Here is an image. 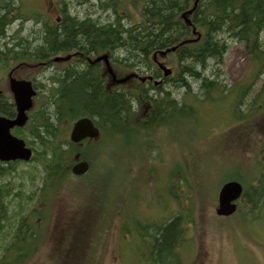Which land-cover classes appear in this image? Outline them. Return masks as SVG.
Here are the masks:
<instances>
[{
    "label": "trees",
    "instance_id": "obj_1",
    "mask_svg": "<svg viewBox=\"0 0 264 264\" xmlns=\"http://www.w3.org/2000/svg\"><path fill=\"white\" fill-rule=\"evenodd\" d=\"M70 1L72 9L65 0H59L64 18L60 24L40 31L29 30V35L21 38L24 23L38 18L37 13L27 12L22 0H0V67L48 60L58 52L71 49L86 57L109 51L113 55V64L139 78L145 77L146 84L142 85L137 79L129 90L108 92L100 73L91 66L83 71L74 66L67 67L51 79L56 84H53L52 95L45 97L48 108L39 109L40 116L28 132L40 148L35 160L46 174L37 195H30L32 201L41 200V194L48 196L68 176L67 168L73 162L74 154L80 153L91 169L95 155L100 154L99 144L106 136H116L125 145L128 139H135L136 147L141 146L140 149L145 146L143 140L147 139L143 148L146 153L151 146L158 153L160 131L164 132L171 124L197 122V105L225 100L231 91L236 93L233 98L237 96L232 101L234 107L230 108L236 123L241 125L247 119L250 121L249 118L252 121L264 116V101H261L264 94V0H133L141 5L139 20L135 23H128L124 0ZM69 11L73 13L72 17L67 13ZM99 11L110 13L112 18L109 14L107 18H98ZM16 22L20 25L13 35L9 31H13V24L17 26ZM39 28L42 27L38 25L35 30ZM230 40L243 45L252 64L254 77L247 86L228 89L219 81L220 66ZM159 66L170 70L169 76L164 77ZM261 77L260 91L242 110L244 95ZM175 89L182 91L179 99L172 96ZM141 109L142 115L137 112ZM0 112L10 115L12 108L0 106ZM81 117L93 119L101 131V141L90 142L84 149L61 137V126ZM155 140L157 145L152 144ZM211 146L216 148L214 144ZM262 146L255 153L251 169L236 164L238 170L245 173V178L233 175L230 169L224 173L223 182L238 181L243 187L242 205H238L237 213L232 217L234 222L239 221L238 226L245 233L262 217L259 213L264 206L263 143ZM174 177L175 172L169 177L165 195H158L163 204L174 202L178 205L180 202V197L173 193L174 188L177 191ZM97 181L99 178L91 179L88 184ZM185 186L187 210L180 209L175 215H170V211L154 223L135 221L132 231L127 228L128 234H136L139 243L149 249L150 264L181 262L176 251L184 244L187 225L194 217L192 195H186L192 193L193 188L188 180ZM12 187L14 185L9 183L0 190V264H26L35 251L39 236L31 217L24 214L32 202L23 200V195H12ZM260 244L264 247V242Z\"/></svg>",
    "mask_w": 264,
    "mask_h": 264
},
{
    "label": "rangeland",
    "instance_id": "obj_2",
    "mask_svg": "<svg viewBox=\"0 0 264 264\" xmlns=\"http://www.w3.org/2000/svg\"><path fill=\"white\" fill-rule=\"evenodd\" d=\"M22 1L29 13L45 9L42 0ZM134 3L133 0L123 2L124 11L129 17L128 23L139 20L141 5ZM69 7L72 9V5ZM120 8L122 9V1ZM67 13L72 17L71 11ZM108 14L112 18L110 13L100 11L96 16L107 18ZM84 15L87 14L82 16ZM31 24L32 20L24 23L21 38L29 35L28 28ZM16 25L13 24L14 32L9 31L13 35L19 29L20 23L16 22ZM34 27L38 29V26ZM34 62L11 63L5 68L0 67V89L4 96L11 97L8 90L9 71L12 70V77L16 80L36 78L37 73L32 69ZM111 69L118 79L123 80L130 74L122 70L120 65L113 64ZM46 76L48 75L43 74L40 79L41 89H37L34 107L29 112L32 117L27 125L28 132L40 116L39 109L48 108L43 102L45 95L49 91L54 92L55 82L45 79ZM218 77L228 89L238 85L247 86L253 81L252 64L245 55L242 44L233 41L228 43ZM261 81L262 77L244 95L245 103L240 106L242 110L260 91ZM145 84L146 81L142 83ZM134 86L135 80H131L117 89L129 90ZM235 94L231 91L225 100L197 105V122L171 124L164 132L160 131L162 136L158 134V153L152 146L147 148L146 153L143 148L147 145V139L143 140L145 146L140 149L141 146L136 147L135 139H128L125 145L116 136H106L103 141L100 138V154L95 155L91 169L85 174L91 176H74L71 173V169L84 160L80 153L74 154L73 162L67 168L68 176L48 196L41 194V200L37 204L32 202L30 195H37L45 179L42 165L35 160L13 168L15 171L8 177L9 183L14 185L12 193L17 197L23 195V200L33 203L35 210L31 212V219L40 237L26 264H150L149 249L139 243L136 234H128L127 228L132 231L135 221L154 223L170 211V215H175L180 209L187 210L188 200L184 198L187 180L193 188L192 193L187 191L186 195H192L194 217L187 225L184 244L176 251L181 259L179 264H250L254 259L256 262L251 264H264V247L260 244L264 242V206L259 213L262 214L261 219L247 233L242 228L243 232L240 230L239 221L234 222L233 217L220 219L215 216L216 194L224 180V173L230 169L233 175L240 176V179L245 178V173L240 172L236 164L251 169L255 153L263 147L262 143L264 145L263 115L252 121L249 118L251 122L247 119L241 125L233 120L230 108L234 107L232 101L237 99V96L233 98ZM172 96L179 99L182 91L175 89ZM261 101H264V94ZM73 122H66L61 126V137L66 141L69 140ZM24 131L23 134L28 139H22L37 155L41 152L38 144ZM152 142L157 145L156 140ZM208 145L210 146L206 149ZM86 146L87 144L76 145L79 149ZM174 172L177 191L174 188L173 193L180 197V202L178 205L174 202L163 204L158 195H165L169 177ZM95 178H99V181L89 185L88 181ZM211 196H214L213 199H210ZM171 264H176V260Z\"/></svg>",
    "mask_w": 264,
    "mask_h": 264
},
{
    "label": "flooded vegetation",
    "instance_id": "obj_3",
    "mask_svg": "<svg viewBox=\"0 0 264 264\" xmlns=\"http://www.w3.org/2000/svg\"><path fill=\"white\" fill-rule=\"evenodd\" d=\"M42 1L45 4L46 10L45 9H37L36 13L38 15V18L31 19L32 24L28 28L29 30L40 31L43 28L53 27L56 24L57 25L60 24L61 21L64 19L62 17V9L58 6V4L61 5L59 0H42ZM70 2H71L70 0H65V4L68 7L71 5ZM37 19H39V20H37ZM35 20H37V21H35ZM38 24L39 25L41 24L42 28H39V30H35L34 26H38ZM112 56H113L112 53L109 51L100 53L98 55L97 54L96 55L91 54L90 57H86L85 55H83L82 52H80L78 50H74V49H71L68 52H58V55L53 56L54 58H50L48 60H39V61L34 62L35 64L33 65L32 69L35 70L37 75H36V78H32V79L28 78V81L31 82L32 87L36 91V95H37V89H41L40 79L43 77V74L48 75V76H46L45 79H47V80L49 79L50 81H53L51 79L57 75L59 76L60 72L65 70L67 67H73L74 66L79 71H83L85 69V67L91 66L93 69L97 70L100 73L101 79L103 80L104 89H106V91L109 92V91H112L114 89H117V87L120 86V84H118L116 82L118 77L116 76V74L113 73L112 69L111 68L108 70L106 69L107 63L109 64V67H113ZM10 71H12V70H10ZM111 72L114 74V76H116L115 77L116 80L112 79ZM7 76L9 77V73ZM38 77H39V79H38ZM131 80H137V79L132 78L127 82H130ZM46 90L47 89H45V91ZM50 95H52V93L49 91V93L47 95H45V97H48ZM0 101H1L0 106L8 105L9 108H12V112L10 115L5 114L4 112H0V117L11 120V121L14 120L15 115H16V109H15V106L13 104L12 98L4 96L2 93V90H1ZM43 102H45V101H43ZM34 112H37V111H34ZM31 117H32V114L28 113V120H30ZM87 118H89V117H87ZM89 119H91V118H89ZM76 120H74V121H76ZM91 120L93 121V119H91ZM28 122L29 121H27L25 126H23V127L11 128L10 133L14 137H17L20 139L27 138L26 135L24 136L23 132H25L24 130H26L28 132V127H27ZM22 140H24V139H22ZM90 141H92V140H84L81 142L80 145L88 144V143H90ZM24 142H25V140H24ZM25 144H26V142H25ZM26 147H27V145H26ZM31 150L33 152V156H32V160L30 162H22V161L0 162V190L3 189L4 187H6V185L9 183L8 177L11 176L13 174V172L15 171V170H13V168H17L18 165H27V164H30V163L35 161V159H36L35 151L33 149H31ZM5 179H7V181H4ZM12 195H15V194L12 193ZM32 202L34 204H37V203H39V199H34ZM33 203L31 205V207L27 209V213H24L25 216H29L28 218L31 217V212H33L35 210L33 208Z\"/></svg>",
    "mask_w": 264,
    "mask_h": 264
},
{
    "label": "water",
    "instance_id": "obj_4",
    "mask_svg": "<svg viewBox=\"0 0 264 264\" xmlns=\"http://www.w3.org/2000/svg\"><path fill=\"white\" fill-rule=\"evenodd\" d=\"M106 59V58H105ZM164 77L169 76L170 70L160 66ZM128 78L120 82H125ZM9 89L13 95L16 116L14 120H8L0 117V161H29L31 150L25 147L22 140L12 136L10 129L13 127H22L26 120V112L32 108V98L35 91L31 83L27 81H18L13 78L9 79ZM99 131L88 118L77 120L70 131L69 139L73 143H79L82 140L97 139ZM88 169L86 162H81L72 168L74 175H82ZM243 188L236 181L224 183L217 194V208L215 213L220 217L231 216L237 208V201L241 198Z\"/></svg>",
    "mask_w": 264,
    "mask_h": 264
}]
</instances>
